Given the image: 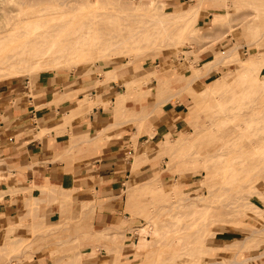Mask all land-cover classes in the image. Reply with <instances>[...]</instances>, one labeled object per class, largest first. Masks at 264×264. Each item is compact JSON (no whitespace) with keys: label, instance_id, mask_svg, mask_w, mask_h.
Returning a JSON list of instances; mask_svg holds the SVG:
<instances>
[{"label":"rangeland","instance_id":"374dc122","mask_svg":"<svg viewBox=\"0 0 264 264\" xmlns=\"http://www.w3.org/2000/svg\"><path fill=\"white\" fill-rule=\"evenodd\" d=\"M82 1L85 0H0V11L13 8L14 13L21 11L22 15L30 16L31 19L34 14L41 16L42 24L47 21L40 26L33 22H18L17 31H28L29 35L33 31L38 34L45 30L58 33L57 35H67L70 27L89 20L93 23L95 21L94 24L101 31H111L123 26L126 27H123L124 31L136 29L138 26L148 25V21L155 20L157 15L160 19L168 18L169 22H163L166 24L164 31L154 37L156 44L153 42L147 46L141 43L131 49L127 44L110 53L108 51L106 55L102 53L105 50L99 49V54L96 52L87 62L77 65L64 59L61 63L59 61L60 64H48L51 66L40 71H27V68L10 73L5 70L0 72V83L19 80L22 84H29L31 88L43 71L99 74L105 77V80L97 81L99 92H104L108 87L113 88L111 81L116 80L126 88V92H131L128 99L140 102L149 95L156 97V101L161 97L170 99L179 90L172 92L171 96L168 91H174L171 90L174 84L183 83L180 90L191 97L189 112L186 113L189 123L183 129L184 133L180 130L172 137L167 136V140L172 138L173 142L178 139L175 145L165 144L168 152L159 150L158 146L152 149L145 147L146 153L141 157L146 159L139 161L140 165L148 163L145 170L130 177L137 179L131 190H128L129 183L126 184V214H123L126 222L114 228L117 229L114 232L98 235V238L113 242L114 246L123 244L120 255L116 251L111 252L108 245L101 251L100 246L98 249L90 248L89 242H83L94 237L90 234L95 229L94 202L75 201L72 192L62 189L59 196L44 193L33 198L24 193V189H21L23 187L17 186L2 193L3 196L0 193V244L21 240L8 250H1L3 253L0 251L4 255L7 253L6 257L2 255L5 258H0V264H35V257L42 258L45 253L52 255V260L47 264H56L58 260L62 264H237L233 261L249 257V260L240 264H264V99L259 98L264 87V63L261 68L248 71V77L256 73L249 90L250 84L239 80L241 74L236 61L227 60L214 68L210 67V70L207 68L227 47L236 44L240 45L237 54L243 60L250 59L253 53L264 56V0H226V16L221 17L222 14L217 13L210 28L226 25L227 33L232 34L228 36L229 43L226 42L227 39L217 42L207 37L212 29H202L198 25L199 12L186 22L176 17L171 20L176 14L171 11L172 8L166 6L165 9V5L162 8L160 2L156 7V2L153 9L147 3L150 0L144 2L147 9L150 7L152 12H158L155 16L144 13L150 12L146 6L136 14L130 11L112 12L105 5L110 0L89 2L84 10L70 8ZM111 1L127 5L139 2ZM189 7L185 5L182 8ZM50 16H54L52 19L57 22L49 24L52 22ZM160 24L162 22L158 20L150 26ZM45 25L49 26L48 30ZM51 27L53 30H50ZM95 37L92 36L93 40H98ZM209 49L213 56L205 57ZM183 55L184 63H188L174 71L171 74L173 77L161 75L167 67L164 66L166 60L173 56L181 60ZM159 62L161 64L157 66ZM187 66L190 67L189 70L186 69ZM154 69L161 78L156 79V74L148 75ZM107 70L112 72L106 73ZM211 70L216 72L206 76ZM119 74L120 77L124 76L118 78ZM197 76L199 78L194 80ZM248 77L242 76L243 80ZM191 80L194 81L188 89H183ZM145 88L147 90H143ZM124 89L120 88L117 94L124 92ZM159 105L150 106L149 102L141 105L142 115L149 116L150 113L156 117L163 110ZM119 107L118 104L117 108ZM128 110L131 115L135 112L130 106L126 109ZM129 117L123 115L120 119L132 120ZM257 117L261 119L259 124L255 119ZM184 136L189 139H186L184 147L176 149ZM210 153L217 156L209 162L205 157ZM154 180H159L160 183L152 182ZM48 187L45 185L40 188ZM198 196H207L211 207L199 210L195 217L193 209L185 205L195 200L201 204L206 202L205 198L200 201ZM237 198H241L240 201ZM241 201H253L254 204L245 206L246 211L242 212L224 211L223 208L231 209ZM212 205L216 208H212ZM151 218L156 221L165 220L168 230L164 240L146 243V233L142 229L146 225L151 228ZM192 221L199 223L195 226ZM255 228L260 231L251 240L245 241ZM134 242H139V245L136 246ZM48 247L53 249L48 250Z\"/></svg>","mask_w":264,"mask_h":264},{"label":"crops","instance_id":"0c3cea01","mask_svg":"<svg viewBox=\"0 0 264 264\" xmlns=\"http://www.w3.org/2000/svg\"><path fill=\"white\" fill-rule=\"evenodd\" d=\"M161 1L165 2V9L169 7L177 12L185 5H196L199 0ZM226 9V0H203L199 6L198 25L212 29L207 33L211 40L230 42L228 36L232 34L227 33L226 25L210 28L215 15L226 16ZM211 55L213 52L207 50L205 57ZM182 58L173 56L166 60L167 67L161 75L173 77L174 71L188 63H184V55ZM214 72L211 70L205 75ZM155 74L156 79L162 77L155 69L148 75ZM117 77L121 78L120 74ZM98 79L103 81L105 77L84 72L43 71L31 88L19 80L0 83V193L5 194L9 187L48 185L72 192L75 201L94 202L95 229L90 233L94 237L83 242H89L90 248L101 246L102 251L113 242L98 235L114 232L117 230L114 228L126 222L123 215L126 214V184L129 183L128 190H131L137 179L130 177L148 164H139L146 159L141 157L146 153L145 147L158 146L159 150L168 152L165 144H177L178 139L173 142L167 136L172 137L188 126L186 113L191 97L181 91L170 99L161 97L156 101V97L149 95L140 102L128 99L131 92H126L116 80L111 81L113 88L99 92ZM174 85L171 89L174 91H168L170 96L180 91L183 83ZM120 88L125 89L118 95ZM147 102L156 107L160 104L162 112L156 117L150 113L142 115L141 105ZM129 106L135 110L133 115L126 111ZM123 115H129L132 120L120 119ZM152 182L160 183L159 180ZM45 254L42 258L35 257V264L52 260V255Z\"/></svg>","mask_w":264,"mask_h":264},{"label":"bare ground","instance_id":"6f19581e","mask_svg":"<svg viewBox=\"0 0 264 264\" xmlns=\"http://www.w3.org/2000/svg\"><path fill=\"white\" fill-rule=\"evenodd\" d=\"M92 1L94 2L95 0H88V1L85 0L82 2H78L77 4L73 5L70 8L72 10H76V11H78L80 9L84 10L85 8L87 9V7L89 6V2H92ZM133 1H135V0H133ZM144 1L145 0H139L138 3L127 5V4H123L120 2L110 0L105 5H106V8L110 9V11H112V12L130 11L131 13L136 14V13H140V9H142V7H143V9H145L144 6H146L145 5L146 2H144ZM69 2H70V0H69ZM156 2H157L156 7H158V2H160L162 4V5L160 4L162 6V8L165 5V2H163L161 0H150L147 3L152 7L153 4L155 5ZM202 2H203V0H199L198 3H196V5H194V6H192L190 8L182 9L180 11H177L176 14H174V16L171 17L170 19L172 20V19H174V17H176V18L181 19L184 22H186L191 17L196 16V13L199 12V6ZM146 9H147V6H146ZM149 9H150V7H149ZM149 9H147V10H149ZM153 9H155V8H153ZM152 10L150 9V12L145 10L146 12H144V13L149 14L151 16H155L158 14V12H155V11L152 12ZM112 14H116V13H112ZM158 16L159 15H157V18H158ZM53 17H51V19ZM32 18L33 19H31L30 16H27V15H22L21 11L14 13L13 8H4L2 11H0V72L7 70L10 73H15V72H19V70H23V69L27 70V68L29 69L27 71H31V70H35V69H39V71H40L44 67L46 68V67L51 66L48 64H51V63H57L58 64L59 61L61 63V60H64V59L75 62L76 63L75 65H77L79 63L87 62V59L95 56L96 54L95 55H93V54L96 52L98 53L99 51H97V50H99V49L105 50V52L103 51L102 53H105V55H106V53L108 54V51L110 53V51L117 50L118 48H123V47L127 46V44L129 45V49H131L134 46H138L141 43H143V45H147V46L152 45L153 42H154V44H156L154 37L158 36L161 32L164 31L166 24H163V22L164 23L169 22L168 18L167 19H163V18L157 19L156 18L155 20L148 21L149 22L148 25H144L141 27L138 26L136 29L133 28V29H130L128 31H124V29H123L124 26L123 27H117L111 31H103V30L101 31V30H99L100 27L94 24L95 21L93 23V22H91L92 20H89L86 23L83 22V23H80L79 25L75 24L74 26L70 27L67 30V35H57L58 33H55L53 31L50 32V31H46V30L44 32H42V31L40 32L38 30L40 33L36 30L38 32V34L34 33V31H33V34H35V35H33V34L29 35L28 31L22 32V33L20 31H17V28L19 26L16 24L18 22H20L21 24L27 23V22H33L35 25H39V26L45 24V22L47 23V21H44V23L42 24V21H41L42 17L41 16L37 17L34 14V15H32ZM93 19H95V17ZM158 20L161 21L162 24H160L158 26L156 25L155 27L150 26V24L152 22L158 21ZM49 21L50 20H48V22ZM53 22L54 21L52 19V22L50 21L49 24L53 23ZM56 22L57 21H55L54 23H56ZM88 22H90V23H88ZM47 25H45V26H47ZM45 26H43V27L45 28ZM57 26H55V27H57ZM52 27L50 28V30L51 29L53 30L54 27L53 28ZM124 28H126V27H124ZM15 29H16V31H14ZM48 29H49V26H47V30ZM93 35H95L96 36L95 38H97L98 40L94 41L92 38ZM239 48H240V45H237V44L232 45L230 47H227L223 51V54L221 56H219L218 58H216L215 60L210 62V64L207 66V68H209V70H210V67L214 68L215 65H217L223 61H227V60H230L231 62L236 61L238 63V67H237L238 72L241 74V79H239V80H241L242 83H244V84H246L248 82V84H250L248 87V90H249V88H251V86H252L251 83L254 80L256 73H254L253 75L248 77V71L255 70L259 67L261 68L262 63H264V61H263L264 58H262L264 56H262V55L260 56L257 53H253L251 55L250 59L243 60L237 54V51L239 50ZM102 53H100V54H102ZM100 56H103V55H100ZM69 61H66V62H69ZM52 66H54V65H52ZM108 71H111V70H107L106 73H110ZM199 76H197L194 80L199 78ZM242 76L243 77L247 76L248 77L247 80H243ZM194 80L189 81V83L186 84V86H184L185 88H183V89H186V88L188 89V87L193 83ZM181 91L182 90H180L179 93ZM259 98L261 100L264 99V87H263V92L261 93ZM262 112H264V110ZM255 119L257 120V122L259 124V121L261 119L258 117ZM182 139L183 140L180 141L179 145H177L175 147L176 149H181L182 147H184V145L186 143L185 141H186V139H189V137L184 136ZM207 155L208 156H207V158L205 157V159H206V161H209V162L212 161L215 156H217V154H215V153H210ZM21 189H24V193H26V195H29L30 197L32 196L33 198L34 197L37 198V197H39L40 194H44V193H46L48 195H58L59 196L60 190H61V188L53 187V186H49L48 188H40V187L36 188L35 186H33V187L30 186V187H23ZM9 190H12V189H9ZM41 190H42V192H41ZM66 195H67V193H66ZM1 196H3L2 193H1ZM194 197H196V196H194ZM197 198L200 201L205 198L206 202L201 204L200 202L195 200L191 204L185 205V206H189L193 209L192 214L195 217H196L197 212L199 210L211 207V203H208V201H207V196H198ZM240 199L241 198H237L238 201H240ZM250 203L254 204L253 201H245V202L241 201V203L239 205H235L231 209H228V208H223V209L227 213L242 212V211H246L245 206L247 207V205H249ZM178 206H180V205H178ZM236 206H238V208ZM212 208L215 209L216 208L215 205L214 206L212 205ZM180 215L181 214H179V216ZM207 216H204V218ZM199 219H202V218H199ZM207 219H209V216ZM193 223L192 224L195 225V224H198L199 221L197 223H195V222H193ZM149 225L151 226L150 229L148 228L147 225H146V227H144L142 229V231L146 233V236L144 237L146 243H149L152 241L164 240L165 234L168 230L167 224L165 223V220L156 221V220H153V218H151V220H149ZM253 231H254V232H252L253 234H249V236L247 237V239L245 241L251 240L254 237V234L256 232H259L260 230L255 228ZM151 236L154 239L153 238L151 239ZM20 240L21 239H17V240H12L9 242L1 243L0 244V251L1 250H8L11 246H13L14 243L19 242ZM56 240H58V239H56ZM3 241H5V240H3ZM145 241H143V242H145ZM134 244L137 246V245H139V242H134ZM19 246H20V244H19ZM122 247H123V244H119L117 246L108 245V249L111 252L116 251L119 255L122 252ZM15 250L18 251L17 249H15ZM1 253H3V252L1 251ZM1 253H0V258L4 257L7 254L6 253L4 255ZM4 253H5V251H4ZM11 253H14V252H11ZM10 254H8L9 257H11ZM2 255H4V256H2ZM18 256H20V255H18ZM253 258H254V256H253ZM10 259H12V258H10ZM249 259H250V257L245 258L243 260L237 259L233 262L240 264L243 261H246ZM58 263L62 264L63 262L60 263L58 260L56 262V264H58ZM207 264H214V262L207 263Z\"/></svg>","mask_w":264,"mask_h":264}]
</instances>
